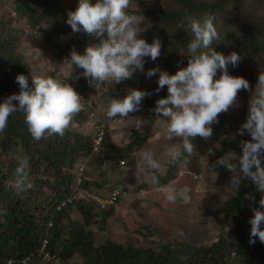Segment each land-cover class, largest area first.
<instances>
[{
	"label": "trees",
	"instance_id": "trees-1",
	"mask_svg": "<svg viewBox=\"0 0 264 264\" xmlns=\"http://www.w3.org/2000/svg\"><path fill=\"white\" fill-rule=\"evenodd\" d=\"M172 2L173 7L153 2L144 9L134 8L133 5L128 9L129 14L138 15L144 21L142 25L147 33H141L140 38L149 44L156 39L161 43L160 55L155 61L146 57L143 72L138 70L132 78L115 84L113 91L104 96L106 102L109 96L124 98L128 89L151 94L142 100L139 111L129 113L130 116L143 120L146 125L144 129L135 132L132 141L123 147L103 141L99 151L95 152V137L78 129L83 127L89 119V113L93 111L86 104L84 110L74 117L72 127L63 137L53 135L40 141L31 137L23 113H15L9 117L4 133L0 134V264H8L9 260L19 264L27 256L37 253L43 244L50 217H53V227L49 230L48 250L65 263L80 255L85 264H264V243L258 237L254 238V244L249 243L251 225L248 223L254 216L252 208H260L259 200L264 197V193H260L250 180H244L240 191L224 205V215L234 224L233 235L222 232L212 244L192 246L185 251L168 243L148 248L111 240L96 244L93 231L73 222L69 217L74 207L78 208L85 222L96 217L97 213L105 223L114 214L112 207L104 211L102 216L98 213L102 210L101 205L94 199L89 202L86 199L78 200L80 197L76 195V189L90 192L95 186L97 189L93 195L101 199L107 195H100L97 191L110 187L108 184L88 181L81 182L77 187L73 171L86 158L99 166L121 160L128 165L133 163L134 152L146 141L147 129L162 116L157 117L153 111L156 101L168 95L167 86L157 92L159 72L152 77H148L147 72L159 68L174 75L173 66L180 69L188 66V49L179 53L193 39L185 21L186 16L200 18L204 14H210L214 17L219 39L213 42L212 47L225 56L235 52L240 57L236 66L228 65L231 75L243 77L242 69L250 66L255 58L260 57L264 61V0ZM4 5L5 2L0 0V103L13 94H19L20 87L16 82L18 75H25L31 87L33 69L23 51L24 33L17 22L28 20L31 28L44 23L57 37L68 38L59 46V59L62 62L65 58L70 59L73 49L83 55L90 41L98 42L86 33H73L71 26L66 23L67 12L77 8L78 0H15L14 12L17 18ZM253 71L257 73L255 68ZM50 76L55 78L54 75ZM248 79L253 82L250 77ZM64 82L70 84L83 100L84 96L95 89L79 68ZM13 103L18 106V101ZM225 116L226 113L220 114L219 122L215 124V128L212 127V137L215 140L219 139L214 135L216 128L225 120ZM101 127L102 125L96 127V134L101 131ZM241 140L249 141L237 136L226 141L225 149L231 148L238 156L242 155ZM17 155L28 157L30 179L34 184L31 190L21 195H16L6 183L14 179V171L18 166L15 159ZM179 169V165L170 163L166 174L158 178L159 185H166L174 179ZM141 187L150 185L143 183L137 190ZM70 197L72 205L68 204L56 212V207ZM260 210L264 211V208ZM261 230H264V223Z\"/></svg>",
	"mask_w": 264,
	"mask_h": 264
},
{
	"label": "clouds",
	"instance_id": "clouds-1",
	"mask_svg": "<svg viewBox=\"0 0 264 264\" xmlns=\"http://www.w3.org/2000/svg\"><path fill=\"white\" fill-rule=\"evenodd\" d=\"M131 6L132 0H78L77 8L67 12L66 23L71 26L73 33H86L98 42L88 46L83 55L73 49L70 59L65 58L64 65H74L82 69L84 78L88 79L90 86L97 89L98 93L106 83L119 84L132 78L138 70L143 72L145 58L150 57L155 61L160 55L161 43L158 39L149 44L140 38V33L144 31L140 25L144 21L138 15L129 14L128 9ZM185 21L193 37L187 45L188 66L181 68L174 75L159 68L147 72L148 77L159 72L157 92L167 86V97L157 100L153 111L157 117L162 115L165 118L157 119V123L163 121L162 130L166 139L177 141L166 145L164 155L168 158V163L181 167L188 164L189 157L194 154L195 146L192 140L197 136L209 139L213 135L212 125L219 122L220 114L228 112L236 104L238 93L241 90L252 92L248 80L229 75L228 65L236 66L240 60L239 55L233 52L225 56L212 47L213 42L219 39L214 17L210 14H204L200 18L186 16ZM218 71L222 74L219 79H215ZM16 82L20 87L19 94H13L0 103V134L4 133L10 116L23 113L28 131L35 141L53 135L63 137L72 127L74 117L84 110L82 96L70 84L52 76L32 74L31 87L25 75H18ZM150 95L145 91L128 89L124 98L109 96L106 101V116L110 119L117 116L121 119L128 117L129 113L139 111L142 100ZM13 101H18V106ZM73 127L76 128V125ZM100 132H104L105 139L103 126ZM245 132L251 136V140L240 141L242 155L227 153L216 162V166H223L232 173L229 181V189L232 192L238 191L242 180H250L260 193H264V72L258 75V82L249 101L246 122L237 135L242 136ZM98 134L95 133V139ZM152 139L148 143H151ZM139 156L135 171L137 184H149L153 191L163 193L166 204H175L178 200L189 201L190 188L178 187V180L159 185L156 173L163 174L165 169L154 158L151 149H140ZM15 159L18 166L14 171V179L6 183L16 195H21L31 190L34 184L30 179L28 157L17 155ZM88 159L75 168L77 187L86 181L83 174ZM122 162L125 164L124 161L120 163ZM116 190L120 191L117 200L104 206L92 192L76 189L75 193L79 197L87 198L88 202L94 199L101 205L102 210L108 211L127 194L123 186L118 185L101 200L108 201ZM144 195V191L138 193L141 198ZM69 199L71 202H68ZM72 202L70 197L59 206L63 203L65 205L62 207L72 205ZM259 206L260 208H252L254 216L248 221L251 225L250 244L255 243L256 237L264 243V230H261L264 211L260 210L264 208V197L259 200ZM57 207L55 211L59 212L61 209L57 210ZM97 221L96 217L94 222ZM48 223L49 219L46 232L49 238V230L53 226L49 227ZM37 253L31 254L35 257L30 264L43 260L36 256ZM14 263V260L8 261V264Z\"/></svg>",
	"mask_w": 264,
	"mask_h": 264
},
{
	"label": "rangeland",
	"instance_id": "rangeland-1",
	"mask_svg": "<svg viewBox=\"0 0 264 264\" xmlns=\"http://www.w3.org/2000/svg\"><path fill=\"white\" fill-rule=\"evenodd\" d=\"M2 1L6 4L5 8L9 9L13 17H16L15 0ZM153 2L168 7L174 6L172 0H132V5L134 8L144 9ZM5 8L3 7V10H6ZM17 25L23 29V51L30 60L32 74L54 75L55 79L61 82L68 80L77 68L74 65H64V62L59 59L60 43H65L68 38L57 37L44 23L37 28H31L28 20L17 22ZM140 28L144 29L141 33H147L142 23ZM91 44L94 42L90 41L87 47ZM186 49V47L181 48L179 53H184ZM259 58H255L250 66L241 71L243 78L249 81L252 92L258 82L259 73L264 72V61ZM253 68L257 70V73L253 71ZM179 70L178 66H173L175 74ZM221 74L218 71L215 79H219ZM229 75L231 74L229 73ZM234 77H238V75ZM248 77L254 83H251ZM114 88L115 83L109 82L102 86L99 93L97 89H94L84 96V105L86 104L88 109L93 111L89 113V119L83 127L78 129L94 138L96 127L102 125L105 127L104 141L123 147L132 141L136 131L144 129L146 125L143 120L130 115L123 118L124 120L119 116L111 119L106 116L107 105L104 96L110 94ZM244 91L241 90L238 93L236 104L226 112L225 120L220 122L216 128L214 135L218 136V140L212 136L207 140L198 136L192 140L195 146L194 154L189 157L188 164L183 167L179 166L178 174L174 178L178 180V187L188 186L190 188L189 201L178 200L175 204H166L161 192L153 191L150 187L137 190L138 186L143 184H137L135 179L140 149H151L154 158L164 167L163 174L156 173L159 178L169 170L170 163L164 155L166 145L177 142L175 139L167 140L162 130L163 121L159 124L156 121V124L146 128V141L134 152L132 164L128 165L126 161H124L125 164H121L120 162L123 161L121 160L107 162L99 166L95 162H90L91 159L85 163L83 175L86 181L97 184L104 183L110 187L99 189L97 193L100 195H108L113 187L118 185H122L126 189L124 191L127 194L113 206L114 214L108 217L105 223L98 219L101 216H98L97 213L95 214L97 222H94L96 217L85 222L78 208L74 207L69 217L75 223L93 231L96 244L111 240L124 245L148 248L168 243L172 247L176 246L177 249L185 251L192 246L212 244L222 232L232 236L234 224L230 218L224 215L223 209L225 203L240 191L244 180H242L238 191L232 192L229 189L232 173L223 166H216V162L227 153L234 152L231 148L225 149L226 141L241 136L237 135V132L246 122L249 101L252 97V92ZM159 119L165 118L161 116ZM215 124L212 125L213 128H215ZM157 134L159 135L157 136ZM241 137L251 140V136L247 132ZM150 139L152 142L148 143ZM73 172L75 173V169ZM96 189L94 186L90 192L95 193ZM141 191L145 192L142 198L138 196ZM79 199L87 198L81 196ZM98 213L103 216L104 210L98 211ZM32 264H85V262L80 255H76L68 263L61 260L60 262L36 260Z\"/></svg>",
	"mask_w": 264,
	"mask_h": 264
},
{
	"label": "built area",
	"instance_id": "built-area-1",
	"mask_svg": "<svg viewBox=\"0 0 264 264\" xmlns=\"http://www.w3.org/2000/svg\"><path fill=\"white\" fill-rule=\"evenodd\" d=\"M103 139H104V132H100L97 135L96 139H95V148H94L95 151H98L99 150V146L103 142ZM122 164H124V163L122 162ZM119 195H120V191L119 190H116L115 192H113L111 194V197H110V199L108 201H103L99 197H97V201L99 203H101V205H103V206L105 204H107V203L112 204V203H114L117 200V198H118ZM68 202H71V199H69ZM63 205H65V203H63L62 206ZM62 206H58L57 207V210H60ZM48 226L49 227H52L53 226V219H52V217L49 218ZM48 247H49V238H48V235H45V238L43 240V244L41 246V249L39 250V252L37 253L36 256L38 258H42L46 262H58L57 256L55 254H52L51 252H49L48 251ZM33 257H35V255H31V256L27 257L20 264H30V262L32 261V258Z\"/></svg>",
	"mask_w": 264,
	"mask_h": 264
}]
</instances>
